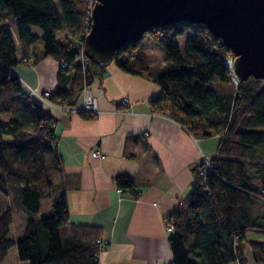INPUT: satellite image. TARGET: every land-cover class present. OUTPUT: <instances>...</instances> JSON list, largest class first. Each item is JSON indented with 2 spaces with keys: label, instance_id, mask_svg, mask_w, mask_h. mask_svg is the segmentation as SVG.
I'll return each instance as SVG.
<instances>
[{
  "label": "trees",
  "instance_id": "1",
  "mask_svg": "<svg viewBox=\"0 0 264 264\" xmlns=\"http://www.w3.org/2000/svg\"><path fill=\"white\" fill-rule=\"evenodd\" d=\"M93 2L0 0V193L28 215L25 236L13 239V207L0 209V264L13 247L23 264H99L107 246L97 242V227L70 222L57 118L27 93L13 71L37 56L38 48L44 56L64 60L67 67L59 66L51 100L74 106L84 78L92 83L106 65L87 60L83 70L76 61L90 29ZM187 31L182 51L178 39ZM60 32H65L62 39ZM147 35L164 51V72H150L146 53L137 51L140 42L125 44L113 61L160 87L162 95L150 101L155 113L168 110L196 137L218 135L211 169L205 161L193 168L190 192L166 218L167 225L174 220L175 229L169 236L170 264H246L247 246L256 262H264V241L248 237L251 230L264 231V80L250 76L235 85L225 63L233 52L202 24L179 22ZM129 139L146 143L143 135ZM115 181L133 190L129 174L119 173ZM44 198L52 199V213L38 218Z\"/></svg>",
  "mask_w": 264,
  "mask_h": 264
},
{
  "label": "crops",
  "instance_id": "2",
  "mask_svg": "<svg viewBox=\"0 0 264 264\" xmlns=\"http://www.w3.org/2000/svg\"><path fill=\"white\" fill-rule=\"evenodd\" d=\"M138 50L146 53L153 75L165 71L164 51L148 35ZM36 54L13 71L25 89L28 85L52 95L59 84V64L53 56L42 55L39 48ZM91 89L99 105L94 119L48 110L57 118L55 133L65 169L70 222L101 230L100 239L108 244L99 254V264H170L173 255L166 218L190 192L193 168L216 156L218 135L196 137L168 110L155 113L150 101L162 95L160 87L123 70L113 60L101 76L94 75ZM52 101L59 107L69 106L55 98ZM81 102L80 92L75 105ZM139 135L146 143L129 139ZM125 151L135 157L126 156ZM94 152L101 155L93 156ZM119 173L130 175L134 182L131 192H118L115 176ZM7 257L3 264H10ZM16 260L12 264H23Z\"/></svg>",
  "mask_w": 264,
  "mask_h": 264
},
{
  "label": "water",
  "instance_id": "3",
  "mask_svg": "<svg viewBox=\"0 0 264 264\" xmlns=\"http://www.w3.org/2000/svg\"><path fill=\"white\" fill-rule=\"evenodd\" d=\"M84 54L112 61L127 43H139L156 27L202 24L235 56L241 81L264 80V0H95Z\"/></svg>",
  "mask_w": 264,
  "mask_h": 264
},
{
  "label": "built area",
  "instance_id": "4",
  "mask_svg": "<svg viewBox=\"0 0 264 264\" xmlns=\"http://www.w3.org/2000/svg\"><path fill=\"white\" fill-rule=\"evenodd\" d=\"M94 4H95V0L93 3H91V8H90L91 11H92ZM89 23L91 25V18H90ZM30 60H31V58L29 57L25 61H30ZM87 60L88 59L84 54V42H83L80 54L76 58V61H78L79 64L83 67V70H85L86 66L88 64ZM57 62L59 64V66H61V67H67V63L64 60H57ZM225 63H226V66L229 70V74H230L232 80L234 81L235 85H238L241 82V79L237 76V74L235 72V57L228 58ZM100 65H103V64H100ZM20 80L23 84V81L21 78H20ZM91 84H92L91 81L85 77L83 85L81 86L82 102L80 105H75V106H71V107H66V106L59 107V106L55 105L51 100V94L49 91H39V90L34 89L28 85H27L26 90H27V93L33 99L40 102L47 110H50L52 108L59 109L60 113H62V114H69V113L80 114L81 112H89V113L97 114L98 110H99V105H98V101H97L96 97L94 96V94L92 92ZM125 103H126V99L123 100V104H125ZM92 155L93 156H100L101 154H99V152H94ZM205 163L207 164L206 165L207 169H211V165H210L209 160H205ZM124 191H126V190L123 188H120V187L118 188V192L122 193ZM173 222H174V220L171 219L169 224L167 225V229L171 233H175ZM97 242L101 246H105L106 244H108V242H106L100 238L97 240Z\"/></svg>",
  "mask_w": 264,
  "mask_h": 264
},
{
  "label": "rangeland",
  "instance_id": "5",
  "mask_svg": "<svg viewBox=\"0 0 264 264\" xmlns=\"http://www.w3.org/2000/svg\"><path fill=\"white\" fill-rule=\"evenodd\" d=\"M190 34V31H187L185 34L179 37L178 41L181 47V50L184 51L185 47V39ZM65 36V32H60L58 39H62ZM146 45V43L144 44ZM154 56H159L158 52L153 53ZM54 104L55 102L52 101ZM56 105V104H55ZM207 165V164H206ZM12 205L13 207V223L11 225V230L9 233V237L13 239H21L25 236V220L28 217L27 213L18 207L16 203H13L11 196H4L0 193V209L4 210L7 206ZM52 213V199L51 198H44L41 201V210L39 214L37 215L38 218L46 217ZM63 231V230H62ZM248 237L251 239H257L264 241V231L258 232V231H249ZM247 253V262L246 264H256L253 260L252 252L248 248ZM16 258L17 256V249L16 247H13L8 252V257L6 259V263H17Z\"/></svg>",
  "mask_w": 264,
  "mask_h": 264
}]
</instances>
